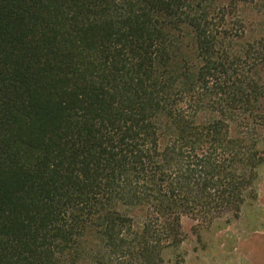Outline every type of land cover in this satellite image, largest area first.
<instances>
[{"label":"trees","instance_id":"16d2710c","mask_svg":"<svg viewBox=\"0 0 264 264\" xmlns=\"http://www.w3.org/2000/svg\"><path fill=\"white\" fill-rule=\"evenodd\" d=\"M233 12L0 0V264H185L183 217L257 199L264 41Z\"/></svg>","mask_w":264,"mask_h":264},{"label":"rangeland","instance_id":"374dc122","mask_svg":"<svg viewBox=\"0 0 264 264\" xmlns=\"http://www.w3.org/2000/svg\"><path fill=\"white\" fill-rule=\"evenodd\" d=\"M214 1L232 3L233 15L243 24L237 45L257 49L264 41V0ZM257 193L238 218L229 215L206 223L183 217L185 264H264V164L259 169Z\"/></svg>","mask_w":264,"mask_h":264}]
</instances>
